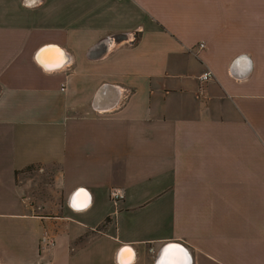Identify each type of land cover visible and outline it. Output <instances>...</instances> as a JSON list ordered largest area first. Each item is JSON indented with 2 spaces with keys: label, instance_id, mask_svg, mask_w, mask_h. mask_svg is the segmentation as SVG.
I'll use <instances>...</instances> for the list:
<instances>
[{
  "label": "crops",
  "instance_id": "0c3cea01",
  "mask_svg": "<svg viewBox=\"0 0 264 264\" xmlns=\"http://www.w3.org/2000/svg\"><path fill=\"white\" fill-rule=\"evenodd\" d=\"M167 243L264 264V0H0V264Z\"/></svg>",
  "mask_w": 264,
  "mask_h": 264
},
{
  "label": "built area",
  "instance_id": "2783aa9c",
  "mask_svg": "<svg viewBox=\"0 0 264 264\" xmlns=\"http://www.w3.org/2000/svg\"><path fill=\"white\" fill-rule=\"evenodd\" d=\"M203 45L200 44V48H202ZM213 75L209 70L203 71L200 76L198 77V80L201 84L206 83L212 79ZM109 198L112 201V203H117L119 201H122L124 199V190L121 188H111L109 192ZM54 239L51 238L48 234L44 233L40 240V246H42L45 249H50L54 246Z\"/></svg>",
  "mask_w": 264,
  "mask_h": 264
},
{
  "label": "bare ground",
  "instance_id": "6f19581e",
  "mask_svg": "<svg viewBox=\"0 0 264 264\" xmlns=\"http://www.w3.org/2000/svg\"><path fill=\"white\" fill-rule=\"evenodd\" d=\"M42 54V53H41ZM41 54H38V57H41L42 55ZM66 60V59H65ZM58 63H60L59 61H58ZM62 63V62H61ZM60 63V64H61ZM64 64V63H63ZM59 67V66H58ZM78 192V191H77ZM77 192L74 194V196L72 197V202H73V200H74V197L76 196V194H77ZM74 204H76V205H78V206H75L76 207V209H83L87 204H88V198H84V197H82V196H78L77 197V203H76V198H75V203ZM82 205V206H81ZM174 254H177V255H179V257H181V259L182 260H185V264H189L190 262V260H189V256H188V254H186L185 252H184V250H181V249H179V248H177V247H175L174 246V248H173V250H172V252L167 256V258H166V264H176V262H175V260H176V258H174L175 257V255ZM180 262H182V261H180ZM184 264V263H183Z\"/></svg>",
  "mask_w": 264,
  "mask_h": 264
},
{
  "label": "water",
  "instance_id": "95a60500",
  "mask_svg": "<svg viewBox=\"0 0 264 264\" xmlns=\"http://www.w3.org/2000/svg\"><path fill=\"white\" fill-rule=\"evenodd\" d=\"M43 52H44V50L40 51L38 54H41ZM37 57H38V55H37ZM55 68H57V67H55ZM55 68H50V69H55ZM73 196H74V194H72L71 199H70V203H69L70 208H72L71 207V200H72V197ZM174 246L177 247V248H179V249H181V250H184V252L186 254H188V256H189V260H190L189 261L190 262L189 264H192V260H191V256H190L189 252L187 251V249L183 245H181L179 243H167V244L163 245L161 247L160 251H159V254L157 256V259L155 261V264H166V258L172 252Z\"/></svg>",
  "mask_w": 264,
  "mask_h": 264
},
{
  "label": "snow or ice",
  "instance_id": "6c2138e0",
  "mask_svg": "<svg viewBox=\"0 0 264 264\" xmlns=\"http://www.w3.org/2000/svg\"><path fill=\"white\" fill-rule=\"evenodd\" d=\"M32 2H35V0H32ZM82 206V205H81ZM125 255H130V250H124Z\"/></svg>",
  "mask_w": 264,
  "mask_h": 264
},
{
  "label": "rangeland",
  "instance_id": "374dc122",
  "mask_svg": "<svg viewBox=\"0 0 264 264\" xmlns=\"http://www.w3.org/2000/svg\"><path fill=\"white\" fill-rule=\"evenodd\" d=\"M49 179V178H48ZM109 192H110V190H109ZM124 197H125V192H124ZM120 202V201H119ZM119 202H117V203H113L115 206H117L118 205V203ZM118 207V206H117ZM52 238V237H51Z\"/></svg>",
  "mask_w": 264,
  "mask_h": 264
}]
</instances>
